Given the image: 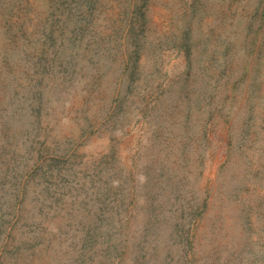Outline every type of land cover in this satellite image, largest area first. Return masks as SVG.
Returning a JSON list of instances; mask_svg holds the SVG:
<instances>
[{
  "label": "rangeland",
  "instance_id": "1",
  "mask_svg": "<svg viewBox=\"0 0 264 264\" xmlns=\"http://www.w3.org/2000/svg\"><path fill=\"white\" fill-rule=\"evenodd\" d=\"M0 264H264V0H0Z\"/></svg>",
  "mask_w": 264,
  "mask_h": 264
},
{
  "label": "bare ground",
  "instance_id": "2",
  "mask_svg": "<svg viewBox=\"0 0 264 264\" xmlns=\"http://www.w3.org/2000/svg\"><path fill=\"white\" fill-rule=\"evenodd\" d=\"M125 40V39H124ZM133 173V172H132Z\"/></svg>",
  "mask_w": 264,
  "mask_h": 264
}]
</instances>
